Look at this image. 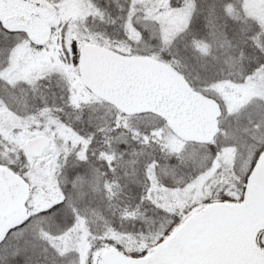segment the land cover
<instances>
[{
  "label": "snow or ice",
  "instance_id": "obj_1",
  "mask_svg": "<svg viewBox=\"0 0 264 264\" xmlns=\"http://www.w3.org/2000/svg\"><path fill=\"white\" fill-rule=\"evenodd\" d=\"M0 264H264V0H0Z\"/></svg>",
  "mask_w": 264,
  "mask_h": 264
}]
</instances>
